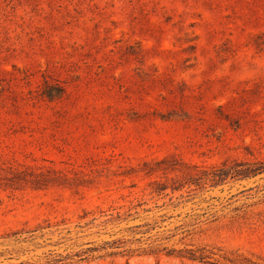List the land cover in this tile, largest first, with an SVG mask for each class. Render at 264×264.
Segmentation results:
<instances>
[{
    "label": "rangeland",
    "instance_id": "rangeland-1",
    "mask_svg": "<svg viewBox=\"0 0 264 264\" xmlns=\"http://www.w3.org/2000/svg\"><path fill=\"white\" fill-rule=\"evenodd\" d=\"M256 168L264 0H0V264H264Z\"/></svg>",
    "mask_w": 264,
    "mask_h": 264
},
{
    "label": "trees",
    "instance_id": "trees-1",
    "mask_svg": "<svg viewBox=\"0 0 264 264\" xmlns=\"http://www.w3.org/2000/svg\"><path fill=\"white\" fill-rule=\"evenodd\" d=\"M258 170H264V169H253L252 171H250L251 173L249 174H257L259 171ZM110 243V242H107ZM113 243H116L115 241ZM106 247H104L105 249ZM97 249H92L91 251H94ZM176 251V249L173 250V252ZM180 252L183 251L182 249L179 250ZM154 251H151V253ZM169 252L168 255H174L173 252L167 251ZM116 252H111L109 254H114ZM147 253V252H146ZM212 252L209 251L205 248V247H201V248H190V249H185L183 253H180L178 255V257H184V258H188L190 260H194V261H201V262H206L208 261V259H210L212 256L210 255ZM76 254H67V255H62V254H54V255H48L46 260L44 262H41L39 264H69L70 260H72L74 258ZM21 264H37L35 262H21Z\"/></svg>",
    "mask_w": 264,
    "mask_h": 264
}]
</instances>
